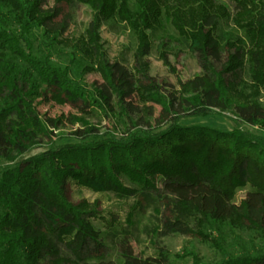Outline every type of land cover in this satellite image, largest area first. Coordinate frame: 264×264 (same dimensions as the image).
Segmentation results:
<instances>
[{
	"label": "trees",
	"instance_id": "obj_1",
	"mask_svg": "<svg viewBox=\"0 0 264 264\" xmlns=\"http://www.w3.org/2000/svg\"><path fill=\"white\" fill-rule=\"evenodd\" d=\"M45 1L0 0V160L12 164L0 170V264H117L107 259L95 223L106 222L99 205L72 203L69 184L118 199L140 196L141 208L151 211L157 246V253L141 264H168L167 250L157 240L174 235H197L217 249L228 226L254 229L264 238V136L181 124L183 118L219 110L264 129V107L255 99L258 89H264V0H230L238 14L251 15L249 5L259 9L239 24L245 40L225 44L216 34L217 16L205 6L199 16L184 18L171 11V0H136L135 10L132 0H54L93 10L85 37L75 46L101 75L102 83L89 87L73 80L69 67L54 66L50 56H33L36 31L42 29L52 46L61 35L53 15L42 13ZM163 11L202 70L181 84L173 98L161 94L146 63L151 50L147 32L159 25ZM104 23L124 24L136 36V73L107 57L100 35ZM162 59L170 67L166 54ZM245 67L254 83L251 94L242 77ZM133 92L161 106L166 129L139 128L126 105ZM45 100L101 118L115 119L119 111L131 127L118 138L116 120V130L104 135L87 121L81 143L18 161L40 140L51 139V129L61 123L40 114ZM242 189H247L246 197L236 205ZM120 250L121 264H135L127 241ZM187 257L203 264L194 253L178 258ZM221 264H264V255L243 253Z\"/></svg>",
	"mask_w": 264,
	"mask_h": 264
},
{
	"label": "rangeland",
	"instance_id": "obj_2",
	"mask_svg": "<svg viewBox=\"0 0 264 264\" xmlns=\"http://www.w3.org/2000/svg\"><path fill=\"white\" fill-rule=\"evenodd\" d=\"M136 0L130 2L132 10L136 9ZM171 11L175 14L188 18L192 13L199 16L203 6L215 14L219 20V27L216 34L223 44L240 38L245 40V34L240 25H245L257 14L259 9L255 5H249L251 15L238 14L230 0H171ZM42 13L53 15V24L60 28L59 43L51 45L45 32L41 29L36 31L33 42V56L43 59L50 56L51 63L58 68L70 69V77L89 87L92 84H101V75L92 67L83 54L75 49L77 42L85 37L87 26L93 19V10L85 4H74L69 6L65 3L56 4L54 0H46ZM166 18L164 11L161 15V22L153 30H149L151 50L146 58L149 65V75L160 86L161 94L168 98L178 96L181 92V84L192 80L202 72L197 57L192 54L186 42L175 30L171 20ZM239 22V23H238ZM240 24V25H239ZM102 43L107 57L112 63H122L132 71H135L137 59V39L134 33L125 27L124 24L111 25L104 23L100 29ZM166 54L170 67L165 65L162 55ZM227 58L224 59L225 62ZM248 67V66H247ZM242 73L246 82L247 94L252 93L254 83L250 77L248 68ZM136 73V71H135ZM257 94V93H256ZM256 97V98H255ZM255 99L264 107V89H258ZM126 105L131 116L140 129L150 130L158 133L168 127L163 120L162 109L159 104L143 99L138 93L133 92L127 97ZM39 112L47 119H61L57 128L51 129L54 132L51 139H42L27 154L18 161L25 160L39 155L48 149L56 148L63 144H78L85 140L86 127L82 124L90 122L94 124L101 135L113 133L116 129V136L123 137L125 131L131 127L128 119L116 111V117H95L83 113L77 106L71 104L59 105L54 101H42ZM181 124L185 126H205L212 129L231 132L237 129L247 133L264 136V129L259 126L240 123L230 112L214 110L207 117L183 118ZM12 165L9 162L0 160V170ZM246 190H239L234 203L239 205L246 197ZM67 194L70 201L78 204L82 200L98 204L101 216L108 222L115 221L114 226L109 227L106 222L96 221L97 228L101 231V240L107 249V259L117 264L123 261L120 250L124 241L132 247L135 256V264H141L143 260L152 257L157 253V246L152 237L153 218L147 207L141 208L142 199L138 195L126 199H118L113 194H102L93 192L87 188L69 184ZM133 218L130 219V217ZM132 221V224H131ZM126 232L129 235H126ZM214 237L219 238L217 233ZM223 242L220 249L213 246L211 241H203L197 235L181 236L174 235L157 240V245L165 248L168 253V264H192V258L179 259V256L187 253L198 255L203 264H221L227 261L228 257H239L243 253L250 255H264V238L254 229L225 228Z\"/></svg>",
	"mask_w": 264,
	"mask_h": 264
}]
</instances>
